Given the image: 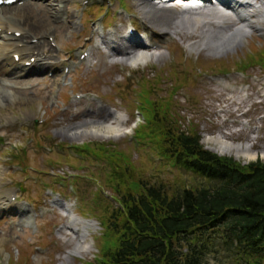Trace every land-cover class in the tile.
Segmentation results:
<instances>
[{"label":"rangeland","instance_id":"obj_1","mask_svg":"<svg viewBox=\"0 0 264 264\" xmlns=\"http://www.w3.org/2000/svg\"><path fill=\"white\" fill-rule=\"evenodd\" d=\"M90 1L97 2L102 8H93L88 14L81 6L82 0L53 1L51 6L58 10L56 23L51 13L43 9L34 6L24 10V0L0 7L3 22L0 39L5 34L11 37L10 31L18 28L22 38L19 36L15 45L24 50L27 58H35L31 55H37V51L27 50L26 45L38 44L41 55L48 52L54 62L71 66L69 78L64 83L50 79L45 72L31 78L19 76V69L0 74V85L5 84L4 87L11 90L9 92L18 93L24 104L13 103L6 96L8 103L0 106V201L7 203L9 196L15 193L29 202L38 197L37 202H40L46 186L64 191L71 199L68 204L74 211L79 233L86 235L88 231L86 240L89 244L86 251H73L77 240L63 229L69 224L64 212L58 214L50 206L44 208L33 202V208L38 207V216L31 226L22 224L15 216V205H9L2 211L5 218L0 216V264L93 262L100 255L99 248L106 244L101 221L109 215L110 206L102 191L118 199V193L113 190L115 187H111L110 176L113 171L122 172L126 168L122 156L130 161L128 175L132 181L140 177L148 182L162 181L176 190L193 180L183 170L159 159L152 146L142 145L133 138V128L142 122L135 107V92H142L137 85L144 79L148 80L143 85L146 91L153 90L164 99L176 102L181 111L175 125L199 132L205 147L218 151L221 144L212 142L216 137L225 144L248 143L258 157L244 159L237 158L234 153L221 155L232 156L244 163L256 159L264 161V67L249 61L256 51L264 52V31L247 28L243 41L219 52L209 41L206 45L191 46L201 39L200 26L191 32L181 28L173 31L169 27L175 33L159 40L157 50L144 53L146 57L136 63L127 64L129 62L119 57L109 58L110 55L99 53L91 60L80 61L77 56L90 48L91 26L94 33L95 23L104 13L106 2ZM111 2V10L120 11L121 7L113 0ZM121 3L131 16L133 13L142 15L140 0H122ZM130 15L112 12L106 16L104 25L110 28L114 23L121 25ZM19 19L22 22L26 19L30 28L23 27ZM227 20L229 27L226 30H218L213 25L211 33L233 30V20L230 17ZM251 20L257 28H264V9L262 17L256 15ZM75 95H81V98ZM119 95L126 98H119ZM100 105L104 108L101 111ZM114 109L126 123L113 137L79 139L58 133V130L87 118L106 116ZM92 110L95 113L88 114ZM123 130L126 131L124 135ZM108 141L110 145H107ZM82 143L95 147L101 144L105 150L116 154L111 160L118 167ZM73 145L74 150H71ZM87 221H91V226L84 229ZM235 256L220 251L211 254L207 264H244Z\"/></svg>","mask_w":264,"mask_h":264},{"label":"trees","instance_id":"obj_2","mask_svg":"<svg viewBox=\"0 0 264 264\" xmlns=\"http://www.w3.org/2000/svg\"><path fill=\"white\" fill-rule=\"evenodd\" d=\"M150 102L141 129L153 135L151 144L160 157L204 181L175 190L140 177L116 189L118 204L101 222L106 244L86 264H207L220 251L244 264H261L264 163L242 164L204 149L198 132L175 125L172 104L163 103V109Z\"/></svg>","mask_w":264,"mask_h":264},{"label":"bare ground","instance_id":"obj_3","mask_svg":"<svg viewBox=\"0 0 264 264\" xmlns=\"http://www.w3.org/2000/svg\"><path fill=\"white\" fill-rule=\"evenodd\" d=\"M55 1H64V0H25L24 2V10L29 9L28 7H37L41 10H45L48 13H51V17H53L55 23L58 21V18L56 17V13L58 10L51 6L52 2ZM231 4L233 5L232 11L234 14L237 15L238 23L233 20V30L230 28L227 32L219 31L217 34L211 33V28L213 27L214 23L213 20L210 21V19H215L216 22L220 24H229V21L226 18V12H222L218 10L217 8H214L213 10H200L198 13H193L190 16L182 15L179 16L177 14H181L180 11L175 12V10H178V7H176L174 10H170L166 6H163L161 4V0H155L154 2L152 0H140V8L143 11V14L145 15V20L150 22L156 29L159 31H166L169 27L174 28L176 31L178 30H185L186 32H191L199 29L200 26L201 29H199V35L201 37L200 40L197 42L191 44V46L196 45H206L209 41L210 46L213 47L216 51H224L226 47H230L234 44L240 43L243 41V38L246 35V29L247 28H253L256 25L253 24L250 18V13L247 11L246 8H252L253 5H251V0H230ZM27 8V9H26ZM51 10H50V9ZM189 8H193V6H189ZM64 9V8H63ZM255 11L257 14H261L262 10L258 7L255 8ZM174 12V13H173ZM175 14V15H174ZM228 16V15H227ZM229 17V16H228ZM184 18H187L184 20ZM23 21L27 22L26 19H22ZM19 22L22 24V26H26L30 28V26L22 22L19 19ZM2 19L0 18V27H2ZM40 27V25H39ZM179 27V28H178ZM229 26H227L225 29H218V30H226ZM12 28V27H11ZM181 28V29H180ZM30 30V29H29ZM259 30L264 31L263 28H260ZM15 31H20V29L16 28ZM32 31V30H30ZM208 37V38H207ZM130 38H126L125 40H129ZM207 41V42H206ZM126 42V41H125ZM124 49H121V56L124 57L125 60L131 61L132 63H136L139 60H142L144 58L143 52H140L139 50H134L132 47L125 46ZM8 45H12V48H9ZM126 47V48H125ZM27 50L34 49L37 51V56H43L40 60H52L53 57L49 55L47 52L46 54L42 55L40 53V46L38 44L35 45H26ZM26 50V49H25ZM12 51V52H11ZM24 50L20 48L19 45H15L14 40H10V37H8L7 34L3 35L0 39V74L11 72L10 70L18 67L20 70L18 71H25L26 73L35 68L38 65V59L36 58L34 62L29 63V65H25L27 61H30V58H26L27 54L23 53ZM51 52V50H48ZM120 47L116 46L115 50H111L110 57L115 56L116 54H119ZM17 55L19 58V61L16 62L14 60V56ZM32 56V55H31ZM146 57V56H145ZM48 64V63H47ZM55 64H48V68L55 70ZM52 71V70H50ZM30 75V74H29ZM29 75H25L26 77ZM5 85V84H4ZM4 85H0V106L5 105L8 103V100L5 99V97H10V101L14 103V101H17V104L24 105L21 102L20 96L18 93L9 92ZM6 86V85H5ZM7 89V90H6ZM113 121V122H112ZM125 119L119 115V113H109L107 117H102L99 119H92V120H84L83 122L75 123L72 126L64 127L60 130H58V133L60 135L69 136L71 138H110L113 137V134L115 132H118V129H122V124H124ZM214 143L221 144V148L218 150L221 154H230L234 153L235 156L238 158L243 157L244 159H251L256 158L259 155L257 152L252 151V145L248 146L247 144H225L223 141L219 140V138H213ZM1 180V179H0ZM26 213L22 216L25 217ZM29 215V213H28ZM21 222L26 223L28 220H22ZM77 220L74 219L72 216L69 217V224L66 227V230L71 229V233L76 238L77 242L75 245V248L73 249L74 252L80 250V251H86L89 248V245L86 241V235L84 233H79L77 228ZM89 226L87 224L84 229H86Z\"/></svg>","mask_w":264,"mask_h":264}]
</instances>
